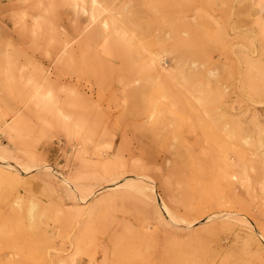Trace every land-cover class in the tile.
Masks as SVG:
<instances>
[{
	"label": "rangeland",
	"instance_id": "374dc122",
	"mask_svg": "<svg viewBox=\"0 0 264 264\" xmlns=\"http://www.w3.org/2000/svg\"><path fill=\"white\" fill-rule=\"evenodd\" d=\"M0 264H264V0H0Z\"/></svg>",
	"mask_w": 264,
	"mask_h": 264
}]
</instances>
